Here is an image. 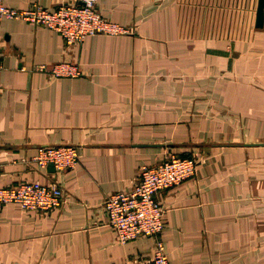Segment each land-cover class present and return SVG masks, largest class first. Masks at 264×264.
I'll list each match as a JSON object with an SVG mask.
<instances>
[{
  "label": "crops",
  "instance_id": "crops-1",
  "mask_svg": "<svg viewBox=\"0 0 264 264\" xmlns=\"http://www.w3.org/2000/svg\"><path fill=\"white\" fill-rule=\"evenodd\" d=\"M79 0H4L19 9ZM259 0H98L125 27L66 48L51 28L0 19V187L58 183L61 208L7 202L0 264H124L155 238L117 239L104 201L131 189L144 164L198 160L158 192L171 264H264V27ZM78 63L77 77L40 64ZM75 144L71 169H41L40 146Z\"/></svg>",
  "mask_w": 264,
  "mask_h": 264
},
{
  "label": "built area",
  "instance_id": "built-area-1",
  "mask_svg": "<svg viewBox=\"0 0 264 264\" xmlns=\"http://www.w3.org/2000/svg\"><path fill=\"white\" fill-rule=\"evenodd\" d=\"M98 0L62 1L53 8L34 4L30 8L10 7L0 0V19H20L42 25L59 32L66 48L96 34H123L128 28L104 17L97 7ZM2 40L0 38V73L3 69ZM51 77H77L83 71L78 63L56 62L51 66L40 64ZM0 84V91H1ZM33 162L41 169L53 165L56 171L74 168L79 162L75 144H47L39 147ZM2 164L0 162V170ZM198 160L191 156L169 154L157 164H144L129 190L111 193L104 201L109 223L117 232V239L126 243L135 238H155L153 256L148 259L134 258L124 264H171L162 237L165 227V207L157 197L158 192L176 186L194 176ZM7 202H16L31 210L47 211L61 208L65 203L64 189L56 182L26 180L17 185L0 187V209Z\"/></svg>",
  "mask_w": 264,
  "mask_h": 264
},
{
  "label": "water",
  "instance_id": "water-1",
  "mask_svg": "<svg viewBox=\"0 0 264 264\" xmlns=\"http://www.w3.org/2000/svg\"><path fill=\"white\" fill-rule=\"evenodd\" d=\"M256 26L264 27V0L258 1Z\"/></svg>",
  "mask_w": 264,
  "mask_h": 264
}]
</instances>
